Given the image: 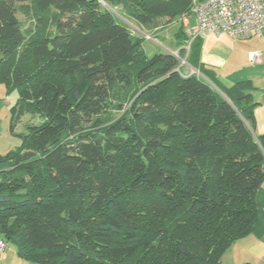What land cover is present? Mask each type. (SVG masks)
<instances>
[{"label":"trees","instance_id":"trees-1","mask_svg":"<svg viewBox=\"0 0 264 264\" xmlns=\"http://www.w3.org/2000/svg\"><path fill=\"white\" fill-rule=\"evenodd\" d=\"M190 9L0 0V84L17 90L9 132L19 140L0 155V238L21 260L220 264L264 224L251 81L223 85L199 64L200 39L186 51L182 27L167 41L177 54L148 58L125 22L168 26ZM178 59L199 76L177 72ZM113 106L105 125L92 122ZM27 113L40 122L16 135Z\"/></svg>","mask_w":264,"mask_h":264},{"label":"rangeland","instance_id":"rangeland-1","mask_svg":"<svg viewBox=\"0 0 264 264\" xmlns=\"http://www.w3.org/2000/svg\"><path fill=\"white\" fill-rule=\"evenodd\" d=\"M187 16L189 20L188 29L192 30L196 28L197 21L195 17L192 14H188ZM179 20H182V18H179L178 21ZM125 22L128 24L130 31L133 35L142 37L144 39L142 43V48L148 58H151L153 55L159 52H169V53L177 54L175 50L171 48V46L168 44L167 42L168 38L165 39L164 37L168 36L169 38H173L177 29L179 28V25L177 26L175 25L174 27L165 26L164 20H158L156 21V24L154 26H150V27L141 26L132 20L129 21L125 20ZM184 33L186 35L185 37L188 47L189 43L193 41V38L188 34V31L186 32L184 31ZM261 42L259 40L258 42H253L252 44L254 45H250V44L248 45H250L252 52L254 53L261 52L259 60L263 61L264 41L262 43ZM241 43L243 44L245 42H240L238 45H240ZM178 60H179V67L178 69H176L177 72L178 70L181 71V73L184 76L191 74L199 76L198 72H196L193 68H191V66H189L185 60H180V59ZM251 63L249 64L244 63V65L245 64L247 65L243 67H239L238 69H231V70L229 69L227 71L228 75L226 77L230 78V80H228L229 82H234V83L238 81L248 80L247 78L249 77L251 78V76L254 77L256 86H258L259 89L261 90V92L260 90H258L256 94V98H259L257 96H261L264 94V63L261 62L262 67H259L260 62H251ZM16 100H17V90L9 91L6 89V87L3 84H0V103L4 101L12 102V105L10 106L11 108L15 104ZM111 103L112 105H114L113 102ZM105 110L106 111L104 114L102 113L97 117L96 116L92 117L91 118L92 122L98 123L96 124L98 126L105 125L108 120H111L113 117H115L118 114V111L114 109V106L112 108L106 107ZM7 113H9L8 109H6L5 112L0 113V146H2L3 148L1 149L0 155H5L10 151L15 150L19 146V140L14 136H11L12 138L10 137L11 134L9 132V124H8L9 114ZM39 122L40 120L37 116L30 115L29 113H27L23 115L19 123H17L14 129V133L16 135L26 134L29 125L38 124ZM89 125H92V123L90 122V124L86 126L89 127ZM243 243H245L246 245V242L239 241L236 242V244H234L232 247H230L224 253L220 264H264V259H262L260 262H258V260H255V255H253L252 253L250 254V252L247 249L245 250L243 247Z\"/></svg>","mask_w":264,"mask_h":264},{"label":"crops","instance_id":"crops-1","mask_svg":"<svg viewBox=\"0 0 264 264\" xmlns=\"http://www.w3.org/2000/svg\"><path fill=\"white\" fill-rule=\"evenodd\" d=\"M181 18L183 19L184 16H182ZM186 21H187V25L189 26L188 16H186ZM175 25L176 26L179 25V27H182L183 31L185 32L188 31V26L185 25L183 20H179V21L177 20L175 22H172L168 26L174 27ZM164 38L165 39L168 38V41L172 39L169 38L168 36ZM200 40H201V46L199 50V64H201L206 69L212 71L217 76V78L222 82L223 85L231 86L232 83L234 84V82L228 81L230 80V78L226 77L228 75L227 71L229 69L230 70L238 69L239 67H243L251 63L249 59V55L254 52L251 51L250 45H254L252 43L258 42L259 40L260 42L261 41L263 42L264 31L262 32L261 37H251L247 40L240 41V42H245L243 44L241 43L240 45H238L240 43L239 41L233 40L227 35L217 36L213 34H206L204 38ZM255 53H258L260 57L261 52H255ZM259 59L260 58H258L256 62H260L259 67H262V63H264L263 62L264 60L260 61ZM244 63L247 64L244 65ZM247 79L251 81L252 86L254 88L253 92H251L253 100L259 103V105L254 110L255 128L253 130V136L254 137L262 136L264 135V94L261 96H257L259 98H256V94L260 89L258 86H256L254 77L251 76V78L249 77ZM11 105L12 102H7V101L0 103V113L5 112L6 109H8L9 111V113H7L9 114L8 124H10L9 122H10ZM1 149H3L2 146H0V153H1ZM262 191L264 193V185L262 187ZM1 241L2 239L0 238V242ZM239 241L246 242V245L245 243H243V247L245 250L247 249L250 252V254L252 253L253 255H255V260H258V262H260L262 259H264V224L261 225L254 233L250 234L249 236ZM4 244H5L4 249L0 250V264H31L21 260L16 255V250L12 244L6 241H4ZM234 244H236V242Z\"/></svg>","mask_w":264,"mask_h":264},{"label":"built area","instance_id":"built-area-1","mask_svg":"<svg viewBox=\"0 0 264 264\" xmlns=\"http://www.w3.org/2000/svg\"><path fill=\"white\" fill-rule=\"evenodd\" d=\"M189 14L197 21L196 28L188 29L193 39L213 34L242 41L261 37L264 31V0H191ZM182 20L188 26L186 16ZM185 49L188 51L189 46ZM258 58V53L249 55L250 62ZM4 247V242H0V250Z\"/></svg>","mask_w":264,"mask_h":264}]
</instances>
